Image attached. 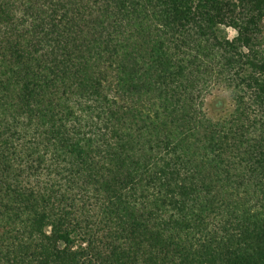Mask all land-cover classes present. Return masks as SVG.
<instances>
[{"label": "trees", "instance_id": "obj_1", "mask_svg": "<svg viewBox=\"0 0 264 264\" xmlns=\"http://www.w3.org/2000/svg\"><path fill=\"white\" fill-rule=\"evenodd\" d=\"M0 264H264V0H0Z\"/></svg>", "mask_w": 264, "mask_h": 264}, {"label": "rangeland", "instance_id": "obj_2", "mask_svg": "<svg viewBox=\"0 0 264 264\" xmlns=\"http://www.w3.org/2000/svg\"><path fill=\"white\" fill-rule=\"evenodd\" d=\"M228 33L230 38L236 36V33L232 30H229ZM213 90L214 91L207 97L206 111L212 118L219 119L232 112V100L230 94L226 90L220 87Z\"/></svg>", "mask_w": 264, "mask_h": 264}]
</instances>
